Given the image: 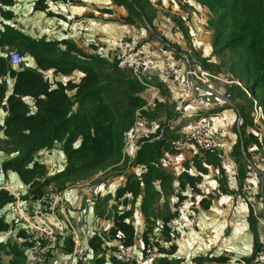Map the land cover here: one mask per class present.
<instances>
[{"label":"trees","instance_id":"obj_1","mask_svg":"<svg viewBox=\"0 0 264 264\" xmlns=\"http://www.w3.org/2000/svg\"><path fill=\"white\" fill-rule=\"evenodd\" d=\"M68 1L71 4H82L87 0ZM161 2L162 0H108L109 5L121 9L116 13L117 16L108 19L116 22L118 26L121 25L116 28L118 33L124 32L120 28L123 25L135 26L137 17L143 25L139 28L145 30L146 38L140 41L130 37L128 39L136 42L137 46L148 42L156 53L173 55L180 59L184 51L180 46L162 38L163 35L158 38L161 48L150 42V38L156 33L153 23L157 12L155 4ZM195 2L200 11L204 10L205 16L202 19L211 36L213 55L215 58L222 57L220 66L224 73L229 74L227 80L230 83L224 87V94L229 95L231 105L224 99L226 102L220 107L233 105L240 119L238 124L231 125L225 138L228 142L230 137H235L230 157L236 167L231 175L228 166L224 167L221 162V151L201 150L187 139L186 120L175 113L171 114V107L174 110L176 100L173 105L169 96L173 93L165 84L156 82L154 88L145 87L127 68L109 56L114 40L108 41L110 54L108 53L107 60L101 52L96 50L89 54L76 42L64 36L49 38L48 33H55L58 27H46L43 35L39 37H32L7 25L0 29V46H7L21 56L20 62L16 63L17 68L11 66L14 63H10L9 53L0 56V77L8 74L14 79L12 92L5 99L7 112L0 123V152L8 156L1 162L0 169L4 173H17L20 182L25 185V190L20 191L23 193L22 199L32 205L43 193L63 191L77 184L78 179L102 173L104 178L108 175L105 173L108 168L116 167L110 174L126 173L119 175V183L114 192L105 195L97 192L92 199L94 215L111 220V225L108 230L93 229L89 233L87 254L75 264H86L89 255L91 258L87 264H116L115 259L105 253L109 240L120 239L124 246L138 253L140 249L134 246L135 243L140 241L141 245L144 244L148 235L153 232L162 234L160 248L169 253L173 252L171 259L160 257L155 264H240V260L243 264H257L253 258L261 249L257 235V224L260 225V222L249 205L246 220L253 234V252L250 256L240 257L238 261H232L226 254L198 255L189 261L176 256L177 245L174 239L179 232L166 224L176 214L168 207L170 194L167 188L174 193L173 205L184 202L186 193L190 194L191 201L195 203V196L202 194L204 178L211 177L216 181V189L202 194L198 200V204L207 208L214 196L233 193V189L244 199L242 185L251 175H261L264 180V167L252 158L253 154L264 155V121L254 123L252 116L254 101L262 107L264 113V0H187L184 3L193 5ZM12 4L13 0H0V13L3 17L12 16V10L8 8ZM33 8L44 10L47 5L44 0H35ZM102 11L108 12V16L115 13L110 7ZM122 13L125 14L121 16ZM67 15L68 13L59 17L65 20ZM173 21V27L189 38V27L186 26L184 18L180 14L175 15ZM146 22L152 30L147 28ZM22 55L31 56L35 67L27 66ZM193 57L205 69L220 76L219 66L213 62L214 59L198 55ZM47 69L53 71L51 80L44 75L43 71ZM75 71L82 72L78 81L68 78L63 83L56 78L58 74L67 77ZM199 88L196 87L192 93L189 108H192ZM71 90L73 93L70 95ZM147 92H156V95L148 100L145 96ZM5 93V82H1L0 103L4 100ZM25 96L32 98L31 105L23 99ZM234 96L237 100H242V103L235 104ZM174 117L186 123L181 137L178 132L172 131L174 125L171 121ZM137 121L151 126L147 133L137 138V147L131 156L125 152L124 142ZM254 125L263 130L261 141L252 132ZM77 140L78 147L74 145ZM60 142L65 164L48 175V167L41 160L39 152H46ZM241 144L245 156L241 152ZM182 146H189L191 154L181 161L177 172L165 169L168 168L166 162L170 164L174 160L168 156L178 155ZM244 157L256 167H252ZM231 185L233 188H230ZM260 185L259 180L254 186L249 184L253 192L252 199L259 214L263 216L264 185L262 191ZM148 196L154 199V206H151V212L147 210L144 214V202ZM13 200V195L1 187L0 211L4 214L0 218V239L6 237L0 240V248L7 243L10 257L7 261H2L0 256V264H24L28 260L26 247L29 244V232L21 220L8 212ZM136 207L144 217V229L140 232L136 230L132 219ZM161 211L164 214H160ZM72 220L74 221L73 218ZM56 248H60L68 256L72 252L73 242L69 228L58 233Z\"/></svg>","mask_w":264,"mask_h":264},{"label":"built area","instance_id":"obj_2","mask_svg":"<svg viewBox=\"0 0 264 264\" xmlns=\"http://www.w3.org/2000/svg\"><path fill=\"white\" fill-rule=\"evenodd\" d=\"M15 2L17 0H14ZM64 4H69L68 0H62ZM82 1V0H74ZM23 8L22 5H17ZM66 15V14H64ZM185 23L189 24L191 13L188 11L180 12ZM74 16L68 14L66 19H61L57 14L54 16H46L43 23V29L46 27H58L55 33L49 32L48 37L64 36L67 39L75 41L87 53L92 54L96 50L98 52L103 47L108 46V41L92 28L89 18ZM51 17V20L48 18ZM106 43V44H105ZM102 53V52H101ZM111 57L113 60L127 68L131 75L143 84L145 87L154 88L155 83L165 84L171 93L177 96L174 105L175 114L186 120V133L189 140L196 148L201 150H217L221 151V160L230 155V145L226 142V134L233 123L238 124L239 116L233 108L219 107L215 109H193L189 108V99L196 87H203L211 83L212 79L219 76L212 74L205 69L199 62L190 57L189 53H181V58L176 59L173 55H162L156 53L150 43L143 42L139 46L132 39H128L125 32L119 31L111 45ZM10 63H19L21 56L15 52H9ZM59 77H66L58 74ZM69 78V77H68ZM67 78V79H68ZM213 97H215L213 95ZM229 101V95L224 96ZM256 103V101H254ZM256 115L253 116V122L263 120L258 106ZM262 134H257L258 140L261 141ZM245 156V155H244ZM262 167H264V155L255 154L252 156ZM248 162H250L248 160ZM8 190L13 195V202L10 205L9 213L16 216L23 222L24 228L29 232V244L26 247V255L28 261L32 264H44L51 252L56 247L57 235L69 228L70 237L73 242V250L69 254L66 264H75L87 254L86 243L87 234H81L75 229L72 218L69 215L64 191H47L43 193L38 201L32 205L27 204L23 199V193L13 190L7 185H1L0 188ZM89 192L91 201L97 195V191L93 186L85 187ZM241 193L244 200L247 201L254 216L260 223H264L263 216L259 214L258 208L252 199V189L247 181L242 185ZM176 214L167 220V226L181 231L179 226H186L189 231H196L197 219L194 215V209L185 202L179 203ZM4 212L0 211V218ZM92 230H108L111 220L105 217L94 216ZM158 229V228H157ZM156 229V230H157ZM205 236L212 235L211 231H207ZM203 235V236H204ZM161 232L150 233L147 241L140 246V250L136 253L129 247L122 244L120 239L111 240L113 247L106 248V256L115 259L116 264H155L160 257H168L166 253L159 252L156 247L161 246ZM226 255H228L226 253ZM230 257V255H228ZM169 258V257H168ZM253 261L257 264H264V248L254 256ZM243 264V261H239Z\"/></svg>","mask_w":264,"mask_h":264},{"label":"crops","instance_id":"obj_3","mask_svg":"<svg viewBox=\"0 0 264 264\" xmlns=\"http://www.w3.org/2000/svg\"><path fill=\"white\" fill-rule=\"evenodd\" d=\"M34 1L35 0H17L15 2L13 0V4L9 5V7L7 6L10 10H12V16L10 18H5L0 13V29H2L5 25H7L11 27H16L32 37H39V36H42L44 33L43 23L45 21V17L48 15L57 14L58 16L60 15L63 16L66 13L68 14L70 13L74 15H82L84 17H92V18L96 17V18H99L100 20H109L111 17L117 16L116 13L118 11H121V9H118L117 7L112 6L111 4L109 5L108 0H105L104 3H103L104 0H87V1H84L82 4H71V3L64 4L62 0H56L54 2L53 0H44V4L47 5V8L44 10H35L33 8ZM17 5H22L23 8H19L17 7ZM108 7L115 10V13L110 14V16H108V12L102 11V9L108 8ZM2 8H5V6H2ZM124 14L125 13H122L120 15L123 16ZM96 28L101 31L104 30L102 25H97ZM116 28L117 27H113V29H116ZM120 28L125 32L127 37H130L136 41H140L143 38H146L145 30L137 26L123 25ZM157 30L160 31V33L163 36L165 35L166 37H168L169 40L175 45L183 47L182 45L183 35L181 31L178 30L176 27H160V28L158 27ZM194 32H195L194 37H191L190 35L192 33L191 31H189V39L191 43L193 44L192 46L195 47V51L199 50L198 54L200 56L209 57L210 60L214 59L215 56L212 53L210 55V52L212 50L211 36L209 34H206L204 36V39H205V42H204L201 39V35L203 34L202 27L200 30L194 29ZM112 38H113V35H111L110 27H108V41L111 40ZM10 51L11 50H9L7 46H3V48L0 46V56L8 55ZM99 51H101L102 52L101 55L108 60V53L110 54L108 46L106 45V47H103ZM109 56H111V54ZM22 58L24 59V63L27 66L35 67V61L31 56L22 55ZM16 65L17 64H11L13 68H17ZM43 72H44L45 77H48L50 80L54 76L52 69H47ZM81 75H82V72L75 71L74 73H72L71 75L67 77L62 78V77L56 76V78L58 80H61L64 83L67 80L66 78L68 77L73 80L78 81ZM1 82H5L6 93H5L4 100L0 103V123L3 122L6 112H7V106H6L5 99L12 92V86H13L14 79L10 77L8 74H6L5 76L0 77V83ZM224 86H222V84L211 82L210 84L206 86L200 87L199 88L200 90L196 91L197 97L193 103L192 108L196 110L197 109L207 110V109H215L216 107H220L223 102L224 103L226 102L224 100L225 98L224 97L225 96ZM146 90H150V89H146ZM69 93L71 95L73 91L71 90L69 91ZM213 95L215 97H213ZM206 96L208 97L209 100L205 99ZM23 99L27 103H29V105H31L32 98L30 96H25L23 97ZM252 132L259 134V133H263V130L260 127H257V125H254L252 127ZM234 139L235 137H230L228 141L231 149H232L231 145L233 144ZM136 147H137L136 139H129L128 137L125 138L124 149L127 154H130L131 156H133ZM47 153L48 152H44V154H47ZM58 154L59 152L56 151L55 155H50V153L46 155V157H50V156L53 157L52 158L53 162L51 164H49V162L47 161H44L48 167V174H52L64 166L65 161L61 162L60 166L58 165V161H57ZM190 154H191L190 147L182 146V151L178 155H176L172 163L169 164L168 166L169 170L173 172H177L179 169V165L181 164V161L184 160L186 157H188ZM7 157L8 156L6 154H3L2 152H0V165H1V162ZM64 158H65V155H64ZM244 158L248 162V159L246 157ZM221 162L223 166L224 165L228 166L227 168L229 169L230 175H231L234 172L233 168L236 167V164L233 161L232 157H230V155L227 157H224L221 160ZM248 163L251 165V162H248ZM252 167H256V166H252ZM96 176L98 175H95L94 177ZM257 177H258V174L256 176L251 175L250 179H248L249 184L254 186L257 180H259L264 185V180L262 176L259 175L258 179ZM90 180H93V179H90ZM118 183H119L118 179H113L110 182H105L104 180L103 183H99V184L95 183L90 186H93L94 190L99 192V194L101 193V195H105V194H108V192H114ZM2 184L9 185V187L13 190H19V191L25 190V185L22 182H20L15 172L7 171L6 173H4V172H1V169H0V186ZM206 185L212 188V190L216 189L217 187L216 181L213 178L206 177L204 178L203 183L201 185L202 194H205L211 191V190L209 191L206 190ZM230 188H233V186L231 185ZM63 191L67 199L66 202L68 203L69 215L74 219L76 226L79 228L78 231L81 234L89 235V233L92 231V226H93L92 222L95 216L94 211H93L92 200L88 201L85 199V196H83V193L86 192L89 194V192L85 190V187H83V185L80 186V184H78V186L71 185L65 188ZM82 191L83 193H81ZM233 191L234 192L230 194L214 196L211 199L210 204L207 208L198 204V200L200 196H202V194H200V196L195 200L196 202L194 203L191 201L190 194L186 193L187 197L184 198V202L186 203V205H192V207H194L193 209L195 213H198V222L202 229L201 230L202 233L201 232L200 233L204 235L207 231H211L212 235L211 236L208 235V237L204 235L203 238L206 239V241L198 243L197 242L198 239L195 237L194 235L195 233L193 232L177 233L174 239L177 245L176 250H175L176 256L182 257L186 261H189L193 257L198 256V255H206V254L222 255L224 253L225 254L228 253L232 261H238L240 260V257L250 256L252 254L253 234L251 230L248 228V223L246 220L248 209L246 207V203L240 197V194L237 192V190L233 189ZM172 199H174L173 200L174 202L175 201L174 195H172ZM138 218L142 219V213L139 211V209H137L136 212H134L133 214V217H132L133 222H135V220L138 221ZM88 222H91L90 228H89ZM142 222H144V220ZM138 226H141V225H137L136 227ZM235 226H240V227L244 226L245 232L243 231L242 233L245 234V236H243L241 233L235 234L233 233V231L231 232V229ZM236 235H239V237L234 238ZM257 235H258V240L262 248V246H264V227L258 224H257ZM5 237L6 236H3L1 237V239L4 240ZM110 242L111 241L109 240L108 243ZM134 246L140 248L141 242L137 241ZM63 253H66V252H63ZM231 253L233 254L232 256H231ZM61 257H62V260H60L59 264H64L68 259V255H66L65 257L63 256ZM90 258L91 256L89 255L88 259L86 260V264L89 262ZM52 264H55V263H52Z\"/></svg>","mask_w":264,"mask_h":264},{"label":"rangeland","instance_id":"obj_4","mask_svg":"<svg viewBox=\"0 0 264 264\" xmlns=\"http://www.w3.org/2000/svg\"><path fill=\"white\" fill-rule=\"evenodd\" d=\"M54 1H56V0H53V2ZM185 1H187V0H162L161 4L160 3H156L155 4V8L157 9V12H156V18L153 21V23H154V27H155L156 33H154V36H152L150 38L151 44H153L155 46H158V47H160V46L162 47V45H160V42H159V39H158L159 37H162V34L160 33V31L157 30V28L158 27L159 28L160 27H173V25H174L173 16L179 15L180 12H182V11H188V12L191 13V17H190V20H189V24L186 25L187 27H189V30L188 31H191V33H192L190 36L191 37H194V35H195L194 27H196V30H200L201 27H202L203 34L201 35V39H202V41L205 42L204 36L206 34H209V33H208V28L207 27L204 28L205 21H203V19H202V16H203V18L205 16L204 15V10H201L200 11V8H199V6H198V4L196 2H195V4L191 5V4L184 3ZM104 2H105V0L103 1V3ZM175 6H177V7H175ZM46 18L47 17H45V19ZM51 19H52L51 17L48 18V20H51ZM89 19H90V22L92 23L93 30L95 32H97V33H100V35H102L107 41H108V27H110V33H111V35H113V38L111 40H114L116 38L117 31H116V29H113V27H119L116 22L113 23V21H110V20H100L99 18H96V17L89 18ZM135 19H136L135 20V26L142 27L143 25L140 23V21L137 19V17ZM97 25H102V27H103L104 30H102V31L101 30H98L96 28ZM162 38H165L167 41L170 42L169 38L166 37L165 35ZM111 40H109V41H111ZM182 41H183V43H182L183 47L182 46H180V47H181V49L185 53H189L190 54V57H192L193 59H194L193 55L194 56H197V55L200 56L198 54L199 50H196L195 51V47L192 46L193 44L191 43V41H190L189 38H186L185 36H183ZM158 50H159V48H158ZM166 51H169V50H167V48H166ZM203 53H205V52H203ZM211 53L213 54V51L212 50L210 52V55H211ZM221 58L220 57L214 58V61L213 62L216 63V64H218L219 71H220V72H218V74H220V76L218 75L219 77L212 79L211 82L218 83V84H222V86H224V85L227 86V84L230 83V81L227 80L228 77H229V74L224 73L225 71H224L223 67L220 66V60H221ZM195 59H197V58L195 57ZM212 72H214V71H212ZM214 75H217V74L215 73ZM236 82L238 84H240L237 79H236ZM154 95H156V92H153V93L147 92V93H145V96L148 98V100H151V98ZM169 96L171 97L170 100L172 101V103L174 105L175 100L177 99V97L174 96L173 94H170ZM205 99L206 100H209L207 96L205 97ZM234 101H235V104L238 103V102L242 103V100H240V99L237 100V97L236 96H234ZM208 106H210V105H208ZM258 106L260 107V112L259 113L262 114L263 117H264V113H263L262 107L260 105H258L257 103H254L253 104L252 116L256 115V110L255 109H257ZM224 107L225 108L232 109L231 106H229V107L224 106ZM237 107L239 108V106H237ZM173 113H175V111L171 107V114L173 115ZM177 121H181L182 123L181 122H177ZM171 122L174 125V128H173L172 131L173 132H178L179 137H181L183 135V133H184L183 127H185V124L186 123L183 122L182 120L178 119L177 117H174V120H172ZM150 126H147L146 124H144V123H142L140 121H137L136 124H135V126L133 127V129L131 130V132L128 134L127 137L129 139H136L137 140L138 137H140L143 134L147 133V131L149 130ZM187 139L189 140L188 137H187ZM183 140H185V139H183ZM78 143H79V141L77 140L74 143V145L77 146ZM135 145H136V143H135ZM56 151L59 152L57 161H58V165L60 166L61 162H64L65 161L64 154L62 152L61 142L59 144H54V147L51 148L50 150H46V152L50 153V155H55ZM44 152H45V150H41L39 152V154L41 155V160L42 161H47V162H49V164H51L53 162V160H52L53 157H51V156L50 157H46V155L48 153L47 154H44ZM176 155L177 154H171V155L168 156V158L169 159H172ZM166 166L167 167L169 166V164L167 162H166ZM114 169H116V167L108 168V170L105 172V173H108V175L106 177H104V178H103L104 173H102V174H100V175H98L96 177L90 176V177H88L86 179L85 178L82 179V180L81 179H78L79 181L76 182L77 184H74L73 186H78V184H80V186L83 185V187H90V185L95 184V183L96 184L103 183L104 180H105V182H110L113 179H119L118 178L119 175H125L126 174L125 172H118V173H112V174H110L111 171H114ZM165 169L169 170V168H165ZM47 170L48 169L46 168V171ZM47 174H48V172H47ZM115 174H118V176H115ZM16 175H17V173H16ZM48 175H50V174H48ZM263 175H264V173H263ZM42 176H44V174H42ZM101 178H103V180ZM90 179H93V180H90ZM43 180H45V178ZM13 186H15V185H13ZM54 186L56 187V183L55 182H54ZM55 187H49V189L55 188ZM206 190L209 191V190H212V188H210L208 185H206ZM167 191L170 194V196H169V194L167 195V197L169 196L168 197V202H169V206L168 207L170 208V210L172 209V211L176 212L175 209H178L179 206H177L178 204L176 206L173 205V200L174 199H172V195L174 193H173L172 190L170 191V188H167ZM81 193H83V191ZM83 196H85V199L88 200V201L91 199V196L88 193H86V192L83 193ZM198 197H199V195H196L195 200ZM152 199L153 198H151L150 196H148L145 199V202H144V210H143L144 211V214L147 213L146 212L147 210H149L148 212H151V206H154L153 203H152L154 201V199H153V201H152ZM244 202H245V200H244ZM246 207L248 209L247 204H246ZM137 209L138 208L136 207L135 212H136ZM160 214H164V211H161ZM194 215H195V217L197 219V227H198V229L196 231H189V230H187V227L186 226L182 225V226H179L181 231H178V232H182V233L193 232V233H195L194 234L195 237L198 239L197 242L198 243H201V242L206 241V239H204L203 238V234H201L202 233V231H201L202 229H201V226H200V224L198 222V213H195L194 212ZM143 220H144V217L142 216V219H139L138 218V221L135 220V222H134L136 226L137 225H141V226L135 227L138 232H140V231H142L144 229V227H143V223L144 222H142ZM72 223H73L75 229L79 230V228L75 224V221H72ZM93 223H94V221L92 222V224ZM88 224H89V228H90L91 222H88ZM260 225L262 227H264V223H260ZM211 230H212V228H211ZM232 231L235 234L236 233H241L243 236H245V234L242 233L244 231V226H242V227L235 226V227H233L231 229V232ZM238 237H239V235H236L234 238H238ZM229 242H231V241H229ZM8 247L9 246L7 245V243H4L2 245V247L0 248V256L2 258V261H7V259H9V257H10V255L7 253ZM262 248H264V246H262ZM156 249L159 252H163L164 251V250H162V248H159V247H156ZM199 250H201V249H199ZM8 251H9V249H8ZM163 253H166L168 255V257H169L168 259H171L172 258V253L173 252L172 253H169L167 251H164ZM232 255L233 254L231 253V256ZM61 256L65 257L66 255L61 252V249L60 248H56V247L54 248L53 247L51 249L50 254L48 255V258H47L46 262L44 264H52V263L59 264L60 263V260H62V257ZM24 264H32V263H30L28 260H26V262Z\"/></svg>","mask_w":264,"mask_h":264},{"label":"water","instance_id":"obj_5","mask_svg":"<svg viewBox=\"0 0 264 264\" xmlns=\"http://www.w3.org/2000/svg\"><path fill=\"white\" fill-rule=\"evenodd\" d=\"M145 24H146L147 28H149L150 30H152L151 26L147 22ZM228 104L231 105L230 102ZM241 152H242L243 155H245L244 149H242V144H241ZM262 190H263V183H261V185H260V191H262Z\"/></svg>","mask_w":264,"mask_h":264}]
</instances>
